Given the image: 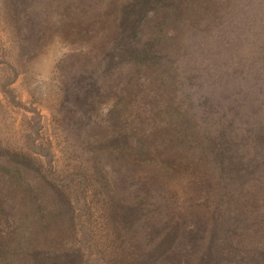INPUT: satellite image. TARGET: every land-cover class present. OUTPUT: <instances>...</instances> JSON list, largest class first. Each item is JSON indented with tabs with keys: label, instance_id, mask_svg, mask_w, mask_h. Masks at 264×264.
I'll return each mask as SVG.
<instances>
[{
	"label": "trees",
	"instance_id": "1",
	"mask_svg": "<svg viewBox=\"0 0 264 264\" xmlns=\"http://www.w3.org/2000/svg\"><path fill=\"white\" fill-rule=\"evenodd\" d=\"M4 1L36 28L15 61L56 0ZM100 20L74 32L113 31L106 57L60 71L110 98L103 138L64 174L0 146V264H264V0H115Z\"/></svg>",
	"mask_w": 264,
	"mask_h": 264
},
{
	"label": "rangeland",
	"instance_id": "2",
	"mask_svg": "<svg viewBox=\"0 0 264 264\" xmlns=\"http://www.w3.org/2000/svg\"><path fill=\"white\" fill-rule=\"evenodd\" d=\"M114 2L56 0L55 7L48 9V15L41 22V38L36 48L24 56L20 50L14 61L13 52L19 51L16 49L19 44L31 46L34 43L36 28L32 24L23 27L18 20L20 8L8 6L4 0H0V146L14 160L27 163L33 169L37 166L38 170L40 165L41 173L46 165L41 162L49 159L52 166L57 162L61 169L58 172L64 174L69 169L68 159L72 161L79 152L84 151L90 139L97 142L103 138L97 121L106 113L110 98L101 100L94 108L93 94L84 86L85 83L91 85L92 81H83L78 73L71 77L62 76L60 69L84 66L88 59L97 58L103 53V59L106 57L107 40L113 31L92 42L83 40L82 35L75 33L74 29L95 24V18L102 27L104 22L100 17L110 10ZM27 18L32 21L33 13L30 12ZM2 42L3 50L7 48L6 53H13L6 54L8 60L5 63ZM91 91L95 93V88L91 87ZM31 141L36 146L47 147L48 154L30 151L26 144ZM104 142L100 145V152ZM61 150L66 158L62 157ZM71 154L76 156L69 157ZM29 173L36 180V187L42 188L44 182L40 181L42 178L38 172ZM175 177L170 185L180 193L185 178L179 175ZM58 230L63 233V239L70 236L62 228ZM69 240L72 238L69 237Z\"/></svg>",
	"mask_w": 264,
	"mask_h": 264
}]
</instances>
